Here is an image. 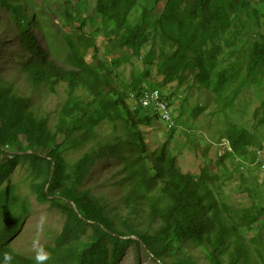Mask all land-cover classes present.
<instances>
[{"label":"trees","instance_id":"trees-1","mask_svg":"<svg viewBox=\"0 0 264 264\" xmlns=\"http://www.w3.org/2000/svg\"><path fill=\"white\" fill-rule=\"evenodd\" d=\"M39 1L48 6L49 0H0V9L11 13L12 34L31 81L55 94L64 89L51 129L48 117L18 93L0 63V264H36V258L8 246L33 214L30 195L66 217L55 243L46 248L44 264H118L132 244L143 246L155 261L162 256L165 262L176 253L174 245L193 244L204 250L210 264H264L261 241L252 240L254 249L243 233L264 231V178L252 179L250 188L240 187L260 203L236 209L222 203L216 184L231 173L227 161L245 159L250 152L255 161L264 148L256 132L264 125V0H97L92 12L87 0H55L63 11V25L71 31L62 34L68 51L64 64L58 63L54 48L57 26L41 19ZM137 6L139 15L133 19ZM100 38L107 54L131 53L102 62ZM147 44L150 49L143 53ZM91 51L95 54L88 62ZM131 57L145 67L127 80L115 70ZM153 65L162 78L156 83L161 92L173 84L205 87L218 100L216 114L227 115L238 107L239 96L249 102V93L261 103L255 116L262 119L254 130L229 126L218 139L216 144L229 140L234 149L215 162L222 165V176L210 167L200 175L185 174L167 144L155 149L148 143L153 120H161L162 113L133 108L128 94L143 89ZM205 109L197 108L194 117ZM117 117L126 121L124 136L117 133ZM175 120L178 128L170 131L171 138L184 128ZM103 126L111 129L107 141L99 139ZM87 145L91 147L80 160L67 164L65 155ZM109 159L115 161L111 177L121 175L115 184L125 192L122 200L130 209L126 215L86 187ZM17 164H26L28 174L20 184L9 185L10 169ZM22 186L28 193H22ZM147 208L145 220L158 225L153 235L135 225ZM177 258L171 264H194L190 258Z\"/></svg>","mask_w":264,"mask_h":264},{"label":"rangeland","instance_id":"rangeland-1","mask_svg":"<svg viewBox=\"0 0 264 264\" xmlns=\"http://www.w3.org/2000/svg\"><path fill=\"white\" fill-rule=\"evenodd\" d=\"M96 2L97 0H87V7L91 12L94 10ZM38 4L41 6V9L37 10L43 17L41 19L50 27L57 26L55 30L59 33H53V36H56L54 48L58 54L56 56L58 63L64 64L68 57V51L63 46L64 37L62 34L65 31H71L69 27L63 25L60 19L63 11L55 0H49L48 6L43 5L41 1ZM261 8L264 11V4L261 5ZM139 10V6L133 10L131 13L133 19L139 15ZM158 12H161V10H158ZM14 30L15 27L11 13L5 9H0V63L2 71L7 80L16 86V89L19 91L18 93L28 97L35 110L48 117L50 128L54 129L57 123L58 105L64 96V89L60 88L58 94H55L47 86L43 84L37 86L31 81L25 68L27 60L21 56L22 50L20 49L19 42L16 36L12 34ZM86 31L89 33L91 28H86ZM35 32L37 33L36 35H41L39 28H35ZM104 43V38L98 39V44L102 47L98 58L102 62H109L116 55H122L123 53L129 55L131 53V51L125 50L119 52L112 51L110 54H107L103 49ZM43 45L46 47L47 44L43 43ZM149 49L150 45H145L143 53H146ZM94 54V51L90 52L88 62L92 61ZM144 67L140 59L131 57L129 61L123 63L115 72L122 74L124 78L130 80L132 74L138 75ZM150 74L151 79H147L146 83L143 84V88L148 90L153 87L157 88L156 83L162 81V78L157 75L154 65L150 67ZM117 78L120 83L118 76ZM161 89L163 95L166 98L168 97L169 100L167 99V102L173 110L176 119L182 122L184 128L181 127L174 133V137L171 138L173 132H170L161 120H153V130L148 133V136L146 135L150 146L156 149L158 146L167 144L173 155L178 159V163L185 174L200 175L203 169L210 167L214 172H218L222 176L223 167L220 163L215 164V162L227 152L233 153L234 149L229 140H222L219 144H216L218 143V139L222 137L229 126H240L251 131L254 130L255 125L259 124V121L262 119V116L259 119L255 116V110L261 103L254 96H249V93V102L243 101L239 96L236 100L238 107L227 110V115L216 114L218 112V100L205 87L194 86L193 88H188L187 84L185 87L180 88L176 84H173ZM202 106L206 108V111L199 118H195V110ZM150 111L155 113L152 110ZM115 124L118 130L117 133L124 136L123 132L126 129V121L121 117H117ZM256 132L257 138L264 141V125L260 126ZM110 134L111 129L108 126H103L99 139L107 141ZM212 136H215L216 139H213ZM61 141L62 137H59L57 143L59 144ZM90 147L91 145H87L81 150H76L65 155L67 164H74L80 160ZM256 149L253 148L255 151ZM260 150L257 152L258 158L255 161H251L250 159L251 156H255V153L250 152V156L245 158L246 160L241 156H236L232 161L226 162L228 168L231 169V173L227 179L220 178L216 183L222 195L223 204L236 209L248 207L251 202H254L255 205L260 203L255 198H251L249 192L240 189V187L250 188L251 181L254 178L260 177V181L264 178V169H261L264 162V150ZM114 164V159H109L108 162L106 161L105 164H102L99 170L93 174V177L89 179L86 187L91 188L103 201L107 200L113 203L110 206H114L113 209L116 208L117 212L126 215L130 209L122 200L125 192L120 186L115 184L121 175L118 174L113 178L111 177L115 172ZM26 167V164H17L10 169L8 184H20L23 182L28 174ZM21 191L22 193H28V189L24 186H22ZM154 193L156 194L157 192ZM30 200L33 203V214L24 223L19 234L10 241L8 246L22 255L36 258L38 251L47 254L46 248L55 243L56 237L63 230L66 217L51 203L41 204L33 195H30ZM148 209H144L142 215L135 219V225L153 235L158 225H151L145 220L147 216L145 211ZM243 233L247 236L248 243L252 248L255 249L257 247L252 242L253 239L261 241V244L264 246V231L262 229L257 233L249 232L248 230L243 231ZM132 238L138 242L139 238L137 236H133ZM174 247L176 253L169 254L164 262V257L157 256V261H155L151 255L144 251L143 246L132 244L128 247L126 254L118 264H171L177 262V257L180 259L190 258L194 264H210L206 253L199 246L188 244L181 246L174 245ZM149 248L150 250L155 249L153 245H150Z\"/></svg>","mask_w":264,"mask_h":264},{"label":"built area","instance_id":"built-area-1","mask_svg":"<svg viewBox=\"0 0 264 264\" xmlns=\"http://www.w3.org/2000/svg\"><path fill=\"white\" fill-rule=\"evenodd\" d=\"M128 99L131 101L133 108L141 107L152 110L155 113L161 112V121L169 131H174L178 128L173 111L158 88L153 87L149 90L143 88L139 91H130Z\"/></svg>","mask_w":264,"mask_h":264},{"label":"clouds","instance_id":"clouds-1","mask_svg":"<svg viewBox=\"0 0 264 264\" xmlns=\"http://www.w3.org/2000/svg\"><path fill=\"white\" fill-rule=\"evenodd\" d=\"M48 259V255L42 253V251H38L36 254V264H44V262Z\"/></svg>","mask_w":264,"mask_h":264},{"label":"water","instance_id":"water-1","mask_svg":"<svg viewBox=\"0 0 264 264\" xmlns=\"http://www.w3.org/2000/svg\"><path fill=\"white\" fill-rule=\"evenodd\" d=\"M53 171H54V168L52 169V175H53ZM48 187H49V186H48ZM48 187H47V189H46L47 192H48ZM74 208L77 209L76 206H74Z\"/></svg>","mask_w":264,"mask_h":264}]
</instances>
